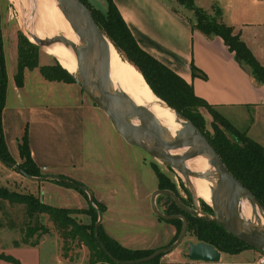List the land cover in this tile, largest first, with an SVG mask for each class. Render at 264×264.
<instances>
[{
	"label": "crops",
	"instance_id": "1",
	"mask_svg": "<svg viewBox=\"0 0 264 264\" xmlns=\"http://www.w3.org/2000/svg\"><path fill=\"white\" fill-rule=\"evenodd\" d=\"M113 1L145 51L183 77L197 96L222 110L232 124L235 117L249 120L242 131L264 146V84L255 82L223 38L207 39L193 30L191 22L168 0ZM195 2L205 9L217 6L221 21L240 34L264 65V0ZM4 53L8 85L2 126L16 163L23 162L19 144L27 133L32 158L43 175L78 181L105 206L101 225L108 236L134 250H157L170 245L178 227L153 210L151 198L160 189L159 179L141 149L116 130L79 83L47 79L41 66L49 63L39 60V66L26 68L23 85L18 86V59L11 60L6 46ZM193 65L205 77L194 76ZM3 169L0 165V171ZM17 172L15 168L7 171L8 175L0 176V180L10 176L22 186L35 187L36 194L41 192L44 202L53 206H89L88 199L74 187ZM155 201L159 207L157 196ZM17 236L19 244L33 247L24 243L23 233ZM176 256L179 255H172ZM259 256L260 252L253 248L234 254L222 252L219 262L209 264H258Z\"/></svg>",
	"mask_w": 264,
	"mask_h": 264
},
{
	"label": "trees",
	"instance_id": "2",
	"mask_svg": "<svg viewBox=\"0 0 264 264\" xmlns=\"http://www.w3.org/2000/svg\"><path fill=\"white\" fill-rule=\"evenodd\" d=\"M178 2L194 12L198 21L195 24L191 23L193 30L199 31L207 39H211L215 36L223 38L228 49L233 52L236 60L245 67L255 82L264 84V65L255 57L251 49L242 40L240 34L235 33L232 26L220 21L221 11L219 8H215V14L211 17L207 15L202 8L196 5L195 0H178ZM106 3V14L101 15L99 18H95L93 14L101 30L114 43L116 49L124 55L123 58L128 60L139 72H141L153 92L158 97L164 99L170 106L174 107L179 113L190 119L203 134L202 128L204 127V118L200 114L199 108H206L210 114H213L218 119L222 125L218 126L217 122L213 124L216 134L215 137L208 140L221 156L229 170L264 207V146L252 139L245 131L236 128L225 116L217 114L215 111L216 107L209 104L205 99L197 96L191 84L167 65L145 51L138 44L115 2L113 0H106ZM3 45L0 22V158L4 162L17 164L5 141L2 126V113L5 107L8 85ZM39 49V45L29 40L24 33H21L18 66L15 74V80L18 86L23 85L24 71L26 68H35L39 66ZM58 61L56 64L41 66L43 75L49 80L77 82L74 76H72V74L59 63L60 61ZM192 69L194 76L199 74L205 77V74L198 71L194 65ZM227 132H229L231 137L227 136ZM19 148L23 162L18 163L17 166L30 176H45L41 173L39 166H37L32 158L27 133L23 136ZM156 173L159 179V188L173 191L175 185L164 184L161 173ZM50 179L59 184L74 187L65 182L58 181L57 179ZM75 182L82 184L78 181ZM74 188L79 190L88 199V209L54 207L46 204L39 196L11 191L7 187H0V200H7L9 203H17L23 206L25 223L21 229L24 231V243L26 244L33 246L37 245L39 243V238H33L49 232V227L43 222H38L39 218L45 214L48 216L49 221L53 222V226L59 231L65 250L69 247L71 248L75 242L80 245H86L90 249L88 264H120L105 253L99 241L103 242L108 251L119 260H135L147 257L156 251L151 249L134 250L126 248L118 241L108 236L103 231L102 225L99 227L98 240L95 236L93 223L92 225L81 223L74 217V214L78 212L89 213L97 221L99 214L96 206H99L102 212L105 210V206L100 203L94 195L95 205H92L89 195L84 189ZM172 205L175 207V210H172L168 214L184 213L189 222L188 230L192 231V234L199 239L198 241L210 243L220 251L230 254L239 253L247 248H253L228 232L218 223L185 213L174 201ZM209 212L213 213L211 207ZM34 220L37 222L34 223ZM165 221L173 222L177 225L178 234L174 239L175 241L182 230L183 220L178 218ZM239 245L243 247L240 248ZM162 255L154 258L152 261L148 262V264L156 263L158 258ZM1 257L3 256H0V258ZM4 257L13 264H22L19 259H16L10 254Z\"/></svg>",
	"mask_w": 264,
	"mask_h": 264
},
{
	"label": "water",
	"instance_id": "3",
	"mask_svg": "<svg viewBox=\"0 0 264 264\" xmlns=\"http://www.w3.org/2000/svg\"><path fill=\"white\" fill-rule=\"evenodd\" d=\"M61 2L68 11V15L70 17V22L72 23L75 31L81 35V37L85 41V45L81 47H77L74 43L69 41L68 39H60L61 42L68 43L73 51L76 54L77 60L80 64L81 68L85 70V78L86 81L81 82L75 76L77 83L89 94V96L96 102V104L105 111L108 115L109 119L113 123L116 130L130 143L140 147L144 151L157 156H162L166 158V160L171 159L169 158L163 149H173L180 147L184 144H191L194 146V151L190 155V157H196L200 154H207L210 157V165L216 170L218 174V180L215 187L211 188L212 198H213V210L214 214H206L202 212L198 208H190L181 202L178 195L169 189H157L152 195V207L154 212L165 220H173V219H182L183 220V227L181 230L180 235L176 239V241L166 247L157 249L153 254L135 259V260H119L115 258L106 248L103 242L99 241L100 246L105 251V253L113 259L115 262L120 264H145L152 261L154 258L169 253L176 249L185 239L189 222L188 218L184 213L179 214H165L161 211L156 205V196L158 194L167 195L173 199V201L182 209L185 213L192 214L196 217H200L203 219H207L209 221H213L218 223L219 225L223 226L228 232L236 236L238 239L244 241L251 247L257 249L261 254L264 255V235L258 233L257 231L250 230L242 225L243 218H241L237 212L236 203H237V193L238 189L243 190L246 192L250 200L258 206L263 212L264 207L262 204L254 197V195L244 187V185L239 181V179L229 170L226 166L224 161L222 160L221 156L215 150L213 145L210 141L206 138V136L201 132V130L187 117L183 116L181 113L175 110L176 114L179 117L184 119L181 122L182 130L177 133L176 139L173 141L166 140L162 133L159 126V123L154 118H148L142 116L141 114L137 115V117L141 120V123L136 124L129 122L126 117L129 113V106L127 107L126 104V97L122 92H115L112 89L111 84V76H110V68L107 63L106 59V40H110L105 33L101 30L98 23L96 22L92 10L83 0H58ZM72 13H76L82 20V25L77 23L76 18L73 16ZM46 40L49 43L57 42L50 37ZM59 41V40H58ZM111 41V40H110ZM112 42V41H111ZM113 43V42H112ZM114 44V43H113ZM98 52L99 56V66L96 73V93L92 92L90 89V82H88V75L89 72V59L92 55ZM91 83H95L91 82ZM163 100V99H162ZM165 101V100H164ZM169 105V104H168ZM172 107V106H171ZM173 108V107H172ZM129 136H135L140 139V141L131 140ZM149 136L155 139L158 145L161 146L159 149H155L152 147L147 146L143 142V137ZM0 160L4 162L1 158ZM171 162L170 160H168ZM5 164L15 168L18 172L24 174L26 177L33 178L34 176H30L25 173L19 166L4 162ZM36 179H57L58 181L65 182L70 184L74 187L84 189L90 198V203L95 205L93 193L90 190L83 186L82 184L76 183L73 180L63 178L59 175H48L42 177H34ZM252 195H250V194ZM219 197L224 198V205L223 207H219L217 204V200ZM254 200V201H253ZM42 201H44L42 195ZM256 201V202H255ZM99 219L95 226V236L99 240V227L101 225L102 220V211L98 209ZM217 215H220L218 217ZM222 251H220L214 245L199 241L197 243L189 242L188 244V253L187 256L190 260L195 262H207V263H217L221 260Z\"/></svg>",
	"mask_w": 264,
	"mask_h": 264
},
{
	"label": "rangeland",
	"instance_id": "4",
	"mask_svg": "<svg viewBox=\"0 0 264 264\" xmlns=\"http://www.w3.org/2000/svg\"><path fill=\"white\" fill-rule=\"evenodd\" d=\"M84 1L87 3L89 8H91L92 13L94 14L95 18L96 17L99 18L101 17V15L106 14V11H107L106 0H84ZM168 1L171 3L173 8H175L179 13L185 16L191 23L195 24L198 21L194 12L186 8L185 6L181 5L178 2V0H168ZM57 2L59 1L57 0ZM59 4L62 7L65 15L67 16V19L70 22V17L68 15L67 9L61 2H59ZM196 5L202 8V6H200L201 3L197 2ZM216 7L213 6L209 9H205V8H202V9L205 11L207 15L212 17L215 14ZM34 13H35V0H0V16H1L0 22H1V29H2V35H3V44H4L3 46H6V53L8 56H10L11 60L15 59L16 61V59H18L19 57V41L21 38V33H24L23 27L25 28L31 27L30 19L31 17H33ZM70 13L73 14V16L76 18L77 23L79 25H82L81 18L76 13H72V12ZM70 24L72 28L75 30L71 22ZM52 31L57 32L56 30H52ZM50 38L57 40V41L58 40L60 41V39H66L61 33L53 35ZM48 39L49 38H46V40ZM117 51L119 52V56L121 57L123 61L135 67L128 60L123 58L124 55L118 49ZM38 56H39V60L41 63L56 64V62L58 61V59L55 56L45 53L41 46L39 49ZM96 83H97V79L95 83L90 82L89 84L90 89L92 90V92H95V93L97 91ZM215 111L217 112V114H221L222 116H225L223 112H221L222 110H219L216 108ZM199 112L204 118V125H203L204 127L202 128V130L204 134L206 135L207 139H212L213 137H215V134H216L213 124L215 122H217L218 126L222 124L218 121V119L213 114H210L206 108L200 107ZM238 120H241V121H238ZM238 120L235 117V118H232L231 121L237 128L241 130H244L250 122L249 120H245V119H238ZM227 136L231 137L229 132H227ZM129 137L131 140L140 141L138 137H135V136H129ZM143 138L145 140L148 139L151 142V143L150 142L148 143V141L146 142L143 139V142L147 146L155 148V149L161 148V146L157 144L154 138L149 137V136H145ZM161 150H168V149L161 148ZM140 151L144 154L147 160V163L151 166V168L155 172L161 173L162 179H164L163 180L164 184L175 185L173 191L178 195L181 202H183L185 205H187L190 208H198L202 212H205L206 214H210V215L214 214V210H213V213L209 212L211 206L202 197L197 196L194 193L192 186H190L189 182H187L185 179L181 177V175L176 170L177 168L174 163L169 162L168 160H166V158L162 156L152 155L144 151L143 149H141ZM0 165L4 167L3 169L4 172L0 171V176L2 177H4L5 174H7V171H14V168H11L10 166H8L2 161H0ZM18 182L19 180L18 181L14 180L13 178H10V176L5 177L3 180H0V187H7L11 191H15L19 193L34 194L41 198V192L36 194L35 187L22 186ZM44 191H42V193ZM157 200L159 202L158 208L161 211H163L165 214H168L172 210H175V207L172 205L173 199L171 197L167 195L158 194ZM54 207H57V206H54ZM96 208L99 209L100 207L96 206ZM74 217H76V219L81 223L85 222V224H88V225H92L93 223L94 228L98 221V220L96 221L95 218H93V216H91L89 213L78 212L74 214ZM98 219H99V215H98ZM36 222L37 221L34 220V223ZM38 222H41V223L43 222L47 227L50 228L48 233H45V234L40 235L39 237L37 236L33 238V239L39 238V241L42 240L40 245L36 247L34 246L32 247V246L22 245V243L19 244V241H16L15 239L18 238L17 234H20V235L21 233L24 234V231L21 230V228L24 226V223H25L23 206L17 203L15 204L9 203L7 200H0V256H3L0 258V264H13L11 261H9L7 258L4 257L5 255H8V254L12 255L16 259H19L22 262V264H88L89 263L90 249L86 245H80V244H77V242H75L71 246V248L69 247L68 249L65 250L63 248L62 240L58 239V235L60 233L55 228V226H53V222L49 221L48 216L45 214L42 215L39 218ZM198 240L199 239L196 236H194V234H192V231L188 230L184 241L176 249L159 257L156 263H149V264H196V263H199V262L190 260L187 256L189 242L197 243L199 242ZM239 247L242 248L243 246L239 245ZM247 249H250V248H247ZM173 254L179 255V256L178 257L176 256L175 258H173L172 257ZM261 256L262 254L260 253L259 258ZM145 264H148V263H145ZM203 264H209V263L203 262Z\"/></svg>",
	"mask_w": 264,
	"mask_h": 264
},
{
	"label": "bare ground",
	"instance_id": "5",
	"mask_svg": "<svg viewBox=\"0 0 264 264\" xmlns=\"http://www.w3.org/2000/svg\"><path fill=\"white\" fill-rule=\"evenodd\" d=\"M30 25L29 28L23 27L24 34L32 42L41 46L45 53L55 56L78 80L86 81L85 70L80 67L72 47L61 41L52 43L46 41V38L61 33L77 47L85 45L81 35L72 28L59 2L57 0H35V13L30 19ZM106 59L110 68L113 91L122 92L126 97L127 107L129 106L126 119L139 124L141 123L137 117L139 114L154 118L159 123L161 133L166 140L176 139L177 133L182 130L181 122L184 119L151 90L146 79L135 67L121 59L116 47L108 39L106 40ZM98 66L99 56L98 52H95L89 59L90 69L86 75L88 82L96 81ZM145 141L150 142L148 139ZM194 149L193 145L184 144L168 149L165 153L171 158L168 160L176 165V170L181 177L192 186L194 193L214 208L211 188L216 186L218 174L210 165V157L207 154L190 157ZM217 204L223 207L224 198L219 197ZM236 208L239 216L243 218V226L264 235V212L241 189H238ZM217 216L220 217V215Z\"/></svg>",
	"mask_w": 264,
	"mask_h": 264
},
{
	"label": "built area",
	"instance_id": "6",
	"mask_svg": "<svg viewBox=\"0 0 264 264\" xmlns=\"http://www.w3.org/2000/svg\"><path fill=\"white\" fill-rule=\"evenodd\" d=\"M44 169H46V167H44ZM258 264H264V255L262 254V256L258 259Z\"/></svg>",
	"mask_w": 264,
	"mask_h": 264
},
{
	"label": "flooded vegetation",
	"instance_id": "7",
	"mask_svg": "<svg viewBox=\"0 0 264 264\" xmlns=\"http://www.w3.org/2000/svg\"><path fill=\"white\" fill-rule=\"evenodd\" d=\"M177 214H179V213H177Z\"/></svg>",
	"mask_w": 264,
	"mask_h": 264
}]
</instances>
